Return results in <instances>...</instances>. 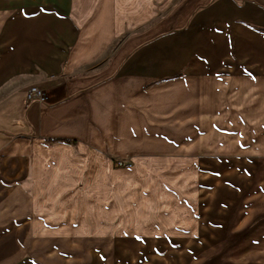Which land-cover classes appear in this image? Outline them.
Segmentation results:
<instances>
[{
  "label": "crops",
  "instance_id": "0c3cea01",
  "mask_svg": "<svg viewBox=\"0 0 264 264\" xmlns=\"http://www.w3.org/2000/svg\"><path fill=\"white\" fill-rule=\"evenodd\" d=\"M183 34L191 49L170 48ZM244 68L262 85L264 0H0V264H34L55 235L134 242L193 217L182 176L152 170L192 167L183 137L214 120L217 72Z\"/></svg>",
  "mask_w": 264,
  "mask_h": 264
},
{
  "label": "rangeland",
  "instance_id": "374dc122",
  "mask_svg": "<svg viewBox=\"0 0 264 264\" xmlns=\"http://www.w3.org/2000/svg\"><path fill=\"white\" fill-rule=\"evenodd\" d=\"M153 10L159 13L158 8ZM155 14L152 24L159 17ZM169 45L190 50V36L183 34ZM244 69L242 73L217 72L211 105L214 120L201 122L199 136L183 137L184 145L186 139L192 140V147L183 151V159L192 167L182 169L181 175L174 169L152 170L158 171L155 176H182L183 198L192 205L193 217L185 211L182 225L175 230L167 226L172 230L151 233L148 239L139 236L134 242L122 237L108 246L72 243L55 235L49 239L54 248L40 246L34 264H264V80L257 84L255 77L261 74ZM239 76L243 81L234 89ZM227 79L230 86L221 91L218 81ZM117 160L134 165L130 158H113L115 168ZM9 239L7 249L13 245Z\"/></svg>",
  "mask_w": 264,
  "mask_h": 264
},
{
  "label": "built area",
  "instance_id": "2783aa9c",
  "mask_svg": "<svg viewBox=\"0 0 264 264\" xmlns=\"http://www.w3.org/2000/svg\"><path fill=\"white\" fill-rule=\"evenodd\" d=\"M26 97L30 102L36 101L39 103L45 101L46 99L45 94L36 87L30 88V90H28L26 93ZM115 166L118 168H129L131 167V164H128V162L122 160H117L115 162Z\"/></svg>",
  "mask_w": 264,
  "mask_h": 264
}]
</instances>
